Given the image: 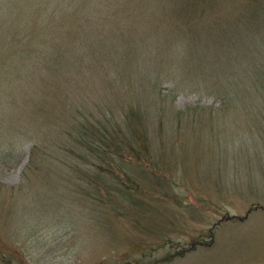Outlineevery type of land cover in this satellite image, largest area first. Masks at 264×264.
Segmentation results:
<instances>
[{
    "label": "rangeland",
    "instance_id": "obj_1",
    "mask_svg": "<svg viewBox=\"0 0 264 264\" xmlns=\"http://www.w3.org/2000/svg\"><path fill=\"white\" fill-rule=\"evenodd\" d=\"M145 1L0 0V264H264V67L246 45L253 0ZM84 35L90 49L76 52ZM90 44L106 54L77 74ZM50 51L70 68L47 72ZM219 55L235 65L213 77L225 102L184 68L204 56L207 71ZM148 61L160 73L146 74ZM132 107H147L142 166L126 164L129 177L116 180L83 161L69 167L68 126L112 115L122 127Z\"/></svg>",
    "mask_w": 264,
    "mask_h": 264
},
{
    "label": "trees",
    "instance_id": "obj_2",
    "mask_svg": "<svg viewBox=\"0 0 264 264\" xmlns=\"http://www.w3.org/2000/svg\"><path fill=\"white\" fill-rule=\"evenodd\" d=\"M111 1L93 0L94 3L89 2V4L91 5L90 7L96 5L100 8L101 6H104L109 9L110 5L112 4ZM113 1H114L113 4L117 3V0H113ZM118 1H120L123 4V6L133 5L134 3V0H118ZM70 2H72V0H63V3L65 4H68ZM253 3H254V7H253L254 9L252 10H254L253 13L254 18L252 19L251 22L247 23L248 24L247 27L249 26L248 29L250 28L248 30L249 32L248 39L249 38L251 39L249 40V42L246 43V45L249 46L251 50H254L255 57L250 58L251 61H253V63L257 66L258 60H260L261 64H263L264 67V17L262 14H260L261 12H259V10H261L262 7L264 6V0H253ZM144 5H147L151 8H155L154 3L151 0H146L143 3V6ZM133 6L138 7L135 5ZM136 9L139 8H133V11H135ZM93 10H97V9L93 7ZM68 11L69 9L65 8V12ZM117 11H119V8L117 9ZM136 14L137 13L134 12V15ZM138 15L139 14H137L136 16ZM104 20H106V16L104 17ZM100 25L99 26L96 25L93 29H91L92 32L89 35L90 38L89 40H91L93 37L92 40L95 41L97 34L99 35L101 34L103 26ZM121 27L122 26H119L117 30L118 29L120 30ZM111 34H113V30L111 31ZM111 34H110V38H112ZM114 34L115 36L117 35L119 36V33H116L115 31ZM82 37L83 38L81 39V41L77 42L73 46L74 49H76V52L79 51V48L90 49L89 42L85 40V35ZM118 38H120V36ZM46 44H50L52 47L56 46V48H54V51L58 50L59 53L64 57L65 52H62L60 50V47L58 46L59 45L58 42L54 40L48 42L46 40L45 45ZM90 46L92 49L88 53L90 55L86 53L76 55V61L78 63L77 67L80 68V70L76 69L77 67L74 68L77 74H82V71L86 70L90 66V64L87 63L89 60L92 61L94 66L98 64L97 67L99 68V62H100L99 56L106 54L105 51H103L104 48L102 47L99 48L98 46H93L91 44ZM115 53L116 51H113V54ZM47 55L49 57H47L44 64V66L47 67V69H49L47 72L51 73L52 71L54 73L55 72L54 70L58 68L57 67L58 64H60V66L62 65L63 68H70V66L65 64L66 62L64 61H62L61 63H59L58 61H54L55 55L53 54L52 51H50L49 54ZM204 56L197 58L196 61L192 60L191 63H188V61H186L184 64L185 65L184 68L189 70L188 73L191 78L209 83L208 85H206L207 90H209V87L210 89L212 88L213 90H211L210 93L214 94L218 99H222L225 102V99L227 97V91L225 90L224 83L222 82L217 85L216 83L212 82L213 77L218 73L219 74L222 73L223 74L222 79L224 78L226 79L228 72L229 71L231 72V70L235 68V65L233 67H230L229 63L225 61V59L227 58L219 55L214 57V61L217 67L214 66V68L209 69L207 71L199 70V64L202 63L203 61L208 60L209 58V57L204 58ZM189 64H193L194 69L187 68L186 66H189ZM153 67H154L153 62L150 63V61H148V63L145 64V68L143 70H148L146 74H151L154 71L160 73L158 70L157 71L153 70L154 69ZM61 72H64V70H61ZM197 72H198L197 77L201 76V79L195 77ZM158 73H156V75ZM92 74L93 71L91 72L90 75ZM115 80L116 78L113 81ZM142 80L144 81V79ZM121 82L119 83V85L121 84ZM118 92L121 93L120 90H118ZM147 107L144 109L142 113H140V110H136V107H132L130 110L125 112L124 120L122 122L123 123L122 127L115 125L111 121L112 115H108L107 118L104 119V122L102 124L82 122L81 124L68 126V129H66V132H64V136L62 138L63 141L66 143L63 144L64 146L63 150L65 151L64 155L68 160V162L71 163L69 164V167L73 170H76L78 164L81 161H83V163L92 165L96 167L99 171H102L105 174L110 175L112 179L116 180V179H120V177L124 178V176L129 177L127 173L123 170L124 166H126V164H137L142 166V161L146 162V158L148 157L150 152V144L145 134L146 125L144 123V117H145L144 113ZM45 123H46L45 121H41V124L44 125ZM43 160L50 161L48 158H44ZM96 176L97 178L100 177V172L99 174H96ZM189 248L190 249L194 248L193 243L190 246H188L186 249Z\"/></svg>",
    "mask_w": 264,
    "mask_h": 264
}]
</instances>
